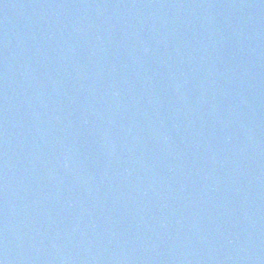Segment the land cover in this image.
I'll list each match as a JSON object with an SVG mask.
<instances>
[{
  "label": "water",
  "instance_id": "obj_1",
  "mask_svg": "<svg viewBox=\"0 0 264 264\" xmlns=\"http://www.w3.org/2000/svg\"><path fill=\"white\" fill-rule=\"evenodd\" d=\"M2 264H264V0H0Z\"/></svg>",
  "mask_w": 264,
  "mask_h": 264
},
{
  "label": "snow or ice",
  "instance_id": "obj_2",
  "mask_svg": "<svg viewBox=\"0 0 264 264\" xmlns=\"http://www.w3.org/2000/svg\"><path fill=\"white\" fill-rule=\"evenodd\" d=\"M0 264H2V262H0Z\"/></svg>",
  "mask_w": 264,
  "mask_h": 264
}]
</instances>
